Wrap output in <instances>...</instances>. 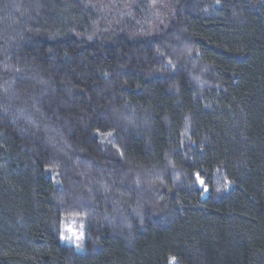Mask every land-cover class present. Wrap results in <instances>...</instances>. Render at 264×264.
I'll use <instances>...</instances> for the list:
<instances>
[{"label":"trees","instance_id":"1","mask_svg":"<svg viewBox=\"0 0 264 264\" xmlns=\"http://www.w3.org/2000/svg\"><path fill=\"white\" fill-rule=\"evenodd\" d=\"M170 2L0 0V264H264V0Z\"/></svg>","mask_w":264,"mask_h":264},{"label":"rangeland","instance_id":"2","mask_svg":"<svg viewBox=\"0 0 264 264\" xmlns=\"http://www.w3.org/2000/svg\"><path fill=\"white\" fill-rule=\"evenodd\" d=\"M96 17L91 33L126 34L131 38L157 32L170 19V0H85ZM201 185V182L199 183ZM61 241L82 251L84 224L78 216H63L59 222ZM77 237H81L77 239Z\"/></svg>","mask_w":264,"mask_h":264},{"label":"snow or ice","instance_id":"3","mask_svg":"<svg viewBox=\"0 0 264 264\" xmlns=\"http://www.w3.org/2000/svg\"><path fill=\"white\" fill-rule=\"evenodd\" d=\"M81 237H77V239H80Z\"/></svg>","mask_w":264,"mask_h":264}]
</instances>
